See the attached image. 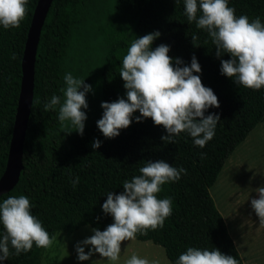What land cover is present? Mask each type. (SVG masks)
I'll use <instances>...</instances> for the list:
<instances>
[{
	"label": "trees",
	"instance_id": "1",
	"mask_svg": "<svg viewBox=\"0 0 264 264\" xmlns=\"http://www.w3.org/2000/svg\"><path fill=\"white\" fill-rule=\"evenodd\" d=\"M39 0H28L27 15L18 29L0 25V178L8 160L22 82L24 50ZM237 17L260 18L264 23V0H229ZM200 15V13H198ZM161 35L154 50L163 44L181 66H190L195 56L205 87L218 97L216 114L220 121L214 138L204 148L196 146L187 133L165 144L162 126L149 119L132 123L115 139H106L97 126L103 116L102 102L126 99L124 81L119 76L123 57L131 43L147 34ZM196 37L194 46L192 37ZM207 32L189 23L184 0H54L45 20L35 64L34 99L24 144L23 165L17 186L0 198L27 196L32 214L50 237L72 235L84 226L104 231L113 218L103 212L107 193L120 194L123 182L140 175L147 161L163 160L187 170L179 181L162 186L159 199L172 200V214L163 228L137 235L136 240L152 242L164 249L171 264L187 248L219 249L244 264L227 224L218 210L210 189L217 182L227 160L264 122V88L258 91L237 86L221 74V61ZM223 59L230 60L229 55ZM72 73L85 80L93 92L87 94L83 136L64 133L57 111H43L53 96L63 99L64 76ZM234 79V78H233ZM99 139L101 147L93 149ZM79 177L75 186L71 181ZM0 223V238L4 234ZM44 248L35 245L27 253L10 256L2 264H41Z\"/></svg>",
	"mask_w": 264,
	"mask_h": 264
},
{
	"label": "clouds",
	"instance_id": "2",
	"mask_svg": "<svg viewBox=\"0 0 264 264\" xmlns=\"http://www.w3.org/2000/svg\"><path fill=\"white\" fill-rule=\"evenodd\" d=\"M176 4L180 0H175ZM28 0H0V25L4 29H18L27 15ZM185 15L189 23L195 22L198 29L205 30L215 45L216 57L221 61V74L232 79L237 86L258 91L264 88V23L260 18L249 20L239 17L229 6V0H184ZM200 13V15H198ZM159 32L136 38L123 57L119 76L124 81L126 99L102 102L103 116L97 126L106 139H115L121 130L132 123L134 113L139 112L136 122L151 119L162 126L167 135L161 139L165 144H174L175 138L187 133L194 144L204 148L214 138L220 116L205 112L219 108V100L211 88L203 85L199 75L201 66L195 56L190 66H181L183 61L170 57V48L159 45L152 49ZM196 46V37H192ZM229 55L230 60L223 59ZM234 78V79H233ZM65 87L61 96L53 95L43 111H57L64 133L84 134L86 112L89 107L87 94L93 92L85 80L75 78L72 73L64 76ZM91 147L99 149L101 141L95 140ZM140 175L123 182L120 194L107 193L102 205L103 212L113 218V223L104 231L93 229V235L76 245L78 260L89 261L98 254L101 259L92 264H119L121 246L136 236L147 235L149 230L163 228L165 220L172 214V200L159 199L162 186L179 181L184 168L177 169L167 162L147 161L139 168ZM79 183V177L71 181ZM258 198L251 199V207L264 227V186L255 189ZM0 223L4 234L0 238V264L7 261L10 248L18 256L27 253L35 245L50 248L54 238L50 237L42 223L32 214L27 196H8L0 203ZM90 248L85 252V248ZM124 264H150L137 255H132ZM157 264V262H152ZM176 264H238L236 258L223 254L219 249L201 250L189 247Z\"/></svg>",
	"mask_w": 264,
	"mask_h": 264
},
{
	"label": "rangeland",
	"instance_id": "3",
	"mask_svg": "<svg viewBox=\"0 0 264 264\" xmlns=\"http://www.w3.org/2000/svg\"><path fill=\"white\" fill-rule=\"evenodd\" d=\"M264 186V122L259 124L227 160L211 196L222 214L244 264H264V227L251 207L258 198L255 189ZM93 228L84 226L72 235L58 233L50 248H44L41 264H92L101 257L79 261L76 245L92 236ZM119 264L137 255L150 264H171L162 247L152 242L125 241ZM90 248H85L89 252ZM106 264V262H105Z\"/></svg>",
	"mask_w": 264,
	"mask_h": 264
},
{
	"label": "water",
	"instance_id": "4",
	"mask_svg": "<svg viewBox=\"0 0 264 264\" xmlns=\"http://www.w3.org/2000/svg\"><path fill=\"white\" fill-rule=\"evenodd\" d=\"M54 0H39L35 8L22 61V82L6 169L0 178V198L18 184L24 169V144L34 99L35 64L45 20Z\"/></svg>",
	"mask_w": 264,
	"mask_h": 264
}]
</instances>
